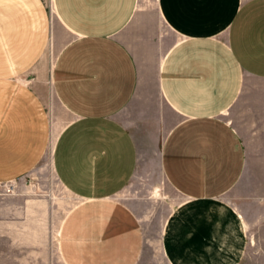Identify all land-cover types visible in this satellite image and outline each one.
I'll return each instance as SVG.
<instances>
[{"label":"crops","instance_id":"0c3cea01","mask_svg":"<svg viewBox=\"0 0 264 264\" xmlns=\"http://www.w3.org/2000/svg\"><path fill=\"white\" fill-rule=\"evenodd\" d=\"M54 3L70 39L53 85L71 119L53 162L79 200L59 229L65 264L146 262L140 219L120 198L140 163L136 124L124 119L138 106L174 114L160 160L185 202L159 238L165 264H243L255 224L250 210L261 202L226 199L244 189L248 168L230 114L238 105L244 112L245 96L264 104V0ZM48 26L41 0H0V182L32 170L48 142L41 96L18 79L39 60Z\"/></svg>","mask_w":264,"mask_h":264},{"label":"rangeland","instance_id":"374dc122","mask_svg":"<svg viewBox=\"0 0 264 264\" xmlns=\"http://www.w3.org/2000/svg\"><path fill=\"white\" fill-rule=\"evenodd\" d=\"M41 1L49 20L44 49L35 65L19 72L18 79L26 88H37L49 116V136L42 159L32 170L0 182V264H65L58 242L59 229L79 204L60 182L53 162L55 141L71 119L53 85L54 67L70 34L57 17L54 0ZM157 98L161 102V96ZM140 108L124 114L125 121L136 124L141 155L137 174L120 198L140 219L147 243L146 262L165 264L159 238L172 211L185 202L167 181L160 160L174 114L166 109L164 116L158 117ZM241 111L238 105L230 120L246 142L248 168L240 184L244 189L238 188L226 199L236 200V195L244 194V201L261 202L250 210L255 224L253 234L248 236L243 264H264V104L261 98L245 96L244 112Z\"/></svg>","mask_w":264,"mask_h":264}]
</instances>
